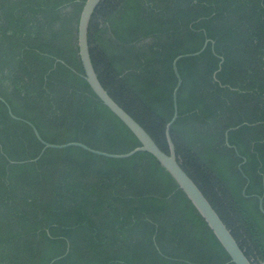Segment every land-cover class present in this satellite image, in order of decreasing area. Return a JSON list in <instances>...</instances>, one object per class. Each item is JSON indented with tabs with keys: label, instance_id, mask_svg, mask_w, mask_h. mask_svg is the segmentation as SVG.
Listing matches in <instances>:
<instances>
[{
	"label": "trees",
	"instance_id": "trees-1",
	"mask_svg": "<svg viewBox=\"0 0 264 264\" xmlns=\"http://www.w3.org/2000/svg\"><path fill=\"white\" fill-rule=\"evenodd\" d=\"M87 0H0V264H234L173 177L85 78ZM264 260V0H103L89 29L109 95ZM223 61V63H222ZM222 63V64H221ZM228 143H227V133Z\"/></svg>",
	"mask_w": 264,
	"mask_h": 264
},
{
	"label": "water",
	"instance_id": "water-1",
	"mask_svg": "<svg viewBox=\"0 0 264 264\" xmlns=\"http://www.w3.org/2000/svg\"><path fill=\"white\" fill-rule=\"evenodd\" d=\"M102 1L103 0H87L83 8V11L81 13V18L79 22L78 47H79V55L81 58V62L85 71V78L89 83V85L91 86L94 93L101 99V101L137 137V139L141 143V146L135 148L129 153L111 154V153H106L103 151L92 149L89 146L80 142H71L63 145L51 144L46 142L41 137L38 129L31 122L23 120L32 127L37 138L44 145V149L41 155L36 160H39L41 156L45 153V151L48 149L63 150L69 147H78L90 153L107 158H113V159H128L140 152L149 153L153 155L158 160L160 165L173 177V179L178 184L179 188L186 194L188 199L192 202V204L195 206L197 211L201 214V216L206 221L210 229L213 231L219 242L222 244L226 252L229 254L231 258V263L264 264V260L260 263H254V261L248 258L244 250L241 248L240 244L233 236L231 230L222 220V218L215 210V208L212 206V204L207 199V197L204 195L202 190L199 188V186L195 183V181L187 174V172L178 162L176 147L172 139L171 129L179 116L178 92L182 86V78L178 71V62L184 57H194L200 55L207 48L209 44V40L206 41L201 51L194 54L179 56L174 61L173 67L178 78V85L174 92V115L172 120L166 126V138L169 145V153H166L160 148V146L156 143V141L148 133V131L109 95L108 91L102 85L98 77V74L95 70L90 53L89 29L93 15L95 14L96 10L98 9ZM0 100L7 105L9 109V113L14 119L22 120L13 114L11 107L6 103L4 99L0 97ZM228 134L229 132L227 133V143H228ZM260 209L264 213L263 199H261L260 201ZM55 261H53L51 264H53Z\"/></svg>",
	"mask_w": 264,
	"mask_h": 264
}]
</instances>
